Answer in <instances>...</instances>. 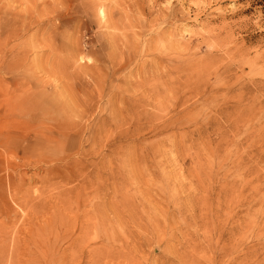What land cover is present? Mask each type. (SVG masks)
I'll return each instance as SVG.
<instances>
[{
	"label": "rangeland",
	"instance_id": "374dc122",
	"mask_svg": "<svg viewBox=\"0 0 264 264\" xmlns=\"http://www.w3.org/2000/svg\"><path fill=\"white\" fill-rule=\"evenodd\" d=\"M5 240L264 264V0H0Z\"/></svg>",
	"mask_w": 264,
	"mask_h": 264
},
{
	"label": "bare ground",
	"instance_id": "6f19581e",
	"mask_svg": "<svg viewBox=\"0 0 264 264\" xmlns=\"http://www.w3.org/2000/svg\"><path fill=\"white\" fill-rule=\"evenodd\" d=\"M61 197V196H60ZM60 200V199H59ZM107 206H105V208H106ZM102 208V207H101ZM108 209H109V207H108ZM102 211V210H101ZM105 211H108V210H105ZM106 213V212H105ZM93 222V221H92ZM90 224H88V226H89ZM104 225V224H103ZM88 226H87V228H88ZM90 226H93V224L92 225H90ZM85 229V228H84ZM96 229V228H95ZM84 232V231H83ZM50 233V232H49ZM95 233H96V231H95ZM39 237H41V238H43L42 237V235L41 236H39ZM44 239H46V238H43L42 240H44ZM46 240H48V239H46ZM37 241H39L38 239H37ZM18 242V241H17ZM14 243H16V241L14 242ZM19 243V242H18ZM17 243V244H18ZM40 243H41V241H40ZM44 243L45 244H47L45 241H44ZM104 244V243H103ZM14 245V244H13ZM36 245H37V242H36ZM50 245V244H49ZM49 245H47V246H49ZM40 246H41V244H40ZM52 246V245H51ZM37 247V246H36ZM44 245L43 246H41V248L39 247L38 248V250H37V253L40 255V258H41V260H42V264H44V262L46 261V258L45 257H47L48 256V250L46 249V247H45V249H46V251L44 250ZM15 248V247H14ZM14 248H12V249H14ZM18 248V247H17ZM49 248H51V247H49ZM9 247H8V241L7 240H5L4 242H2L1 243V245H0V260H2V261H0V262H3V261H5L6 260V262L8 261V259H7V257H9L11 260L12 259H17L19 256H23V257H28V258H30V250H25L24 252H12V254H9ZM51 250V249H50ZM106 250H107V248H106ZM108 251V250H107ZM51 252V251H50ZM102 253V252H101ZM100 253V254H101ZM108 253V252H107ZM50 254V253H49ZM106 254V253H105ZM10 259H9V262H10ZM13 261V260H12ZM14 261H16V260H14ZM5 263V262H4ZM7 264V263H6ZM12 264V263H11ZM13 264H15V262L13 263Z\"/></svg>",
	"mask_w": 264,
	"mask_h": 264
}]
</instances>
